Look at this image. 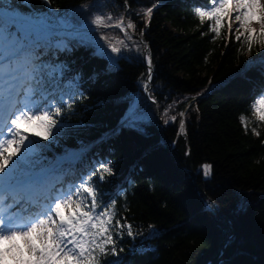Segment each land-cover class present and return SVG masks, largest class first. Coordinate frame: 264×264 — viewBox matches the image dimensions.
Wrapping results in <instances>:
<instances>
[{
  "label": "trees",
  "instance_id": "1",
  "mask_svg": "<svg viewBox=\"0 0 264 264\" xmlns=\"http://www.w3.org/2000/svg\"><path fill=\"white\" fill-rule=\"evenodd\" d=\"M82 1L51 0V9L71 8L86 22L97 9L77 8ZM107 1L109 11L101 12L114 19L126 13L125 20L130 16L135 23L131 40L123 39L117 28L100 29L99 38L89 37L86 44L72 41L71 51L53 48L43 58L66 65L60 90L68 93L65 102L73 98L71 110L65 107L59 118L66 127L47 155L86 146L71 165V178L95 172L100 162L110 163L114 174L103 181L97 174L93 182L102 200H115L114 222L127 221L136 233L129 237L125 230L117 242L123 251L108 260L264 264V122L250 108L264 85V64L258 62L264 49L254 44L249 50L243 38L236 41L234 30L229 37L226 23L214 40L209 22L201 24L193 11L207 0H127V9L125 0ZM153 3L161 6L145 26L142 9ZM31 4L39 12L49 10L41 0ZM101 35L128 44L123 51L129 58L119 59L110 72L104 71L107 58L92 54L97 45L110 52ZM148 52L153 72L146 94L143 55ZM249 61L257 62L246 68ZM94 72L97 78L89 79ZM78 73V87L72 88ZM132 104L140 108L137 123L147 135L119 125L114 128L118 134L102 140ZM181 112L183 134L178 131ZM241 115L248 119L247 130ZM171 116L177 119L164 123ZM204 163L212 166L208 177L202 172ZM209 201L214 212L206 207Z\"/></svg>",
  "mask_w": 264,
  "mask_h": 264
},
{
  "label": "snow or ice",
  "instance_id": "2",
  "mask_svg": "<svg viewBox=\"0 0 264 264\" xmlns=\"http://www.w3.org/2000/svg\"><path fill=\"white\" fill-rule=\"evenodd\" d=\"M41 2L48 5L47 12L34 10L31 0H0V264H102V260L120 264L118 259L109 261L108 257L118 258L123 251L118 250L117 242L125 230L129 237L136 233L127 221L121 224L115 219L114 222L115 200H102L103 193L93 182L97 174L99 181L114 174L110 163L100 162L95 172L75 176L66 184V177L73 175L71 165L81 153L64 148L62 154L47 155L58 144L61 129L66 127L59 118L65 107L71 110L73 98L69 96L65 102L63 97L68 93L60 90L59 77L63 76L66 65L53 64L43 54L53 48L71 51V41L86 44L91 31L89 25L96 30L117 28L128 40L132 39L129 30L134 31L136 25L130 16L125 20L126 13L114 19L111 13L101 12L95 2L80 6L86 10L97 9L86 22L77 18L76 13L51 9V0ZM160 6L153 3L142 9L145 26L154 9ZM124 7H128L127 0ZM193 11L201 24L209 22L208 32L215 34L214 40L221 37L226 23L229 37L234 30L236 41L243 38L249 50L254 44L264 49V0H207L194 6ZM253 23L259 24L258 30ZM100 39L106 42L111 54L128 49L123 39L117 43L105 35ZM133 47L140 51L138 45ZM97 48V54L107 57L109 62L104 71L114 70L115 56L100 45ZM143 59L147 64L143 87L148 92L153 72L150 52ZM256 62L249 61L246 68ZM258 62L264 64V56ZM97 76L94 72L89 79ZM72 79L76 83L70 87H78L81 74ZM250 108L256 120L264 122V85ZM179 115L178 131L183 134L184 113ZM138 119L130 115L120 127L147 135ZM176 119L171 116L164 123ZM240 121L247 130V117L241 115ZM252 131L259 135L255 129ZM118 132L119 129H113L101 139ZM201 168L205 177L211 175L209 163L202 164ZM206 207L211 212L216 210L210 201Z\"/></svg>",
  "mask_w": 264,
  "mask_h": 264
},
{
  "label": "rangeland",
  "instance_id": "3",
  "mask_svg": "<svg viewBox=\"0 0 264 264\" xmlns=\"http://www.w3.org/2000/svg\"><path fill=\"white\" fill-rule=\"evenodd\" d=\"M93 2H95V3H97V4H99L100 5V8L99 9H104L106 12H108L109 11V9H110V4L108 3V1L107 0H84V1H82L81 3H79L78 4V6H77V8H80V6L81 5H83V4H91V3H93ZM74 9V8H73ZM61 10H64V11H59L60 13H63V12H65V11H67V10H69V8L68 9H61ZM70 10H71V8H70ZM235 25V24H234ZM236 26V25H235ZM253 27H255L256 29H259V24H257V23H253V25H252ZM92 28H93V26H92ZM95 29V27L93 28V30ZM92 30V31H93ZM73 47V45H71V46H69V48H72ZM141 82H139L138 83V86H140L141 87V84H140ZM146 94H147V92H145ZM135 106V105H134ZM128 115L130 116V115H135L136 117H138V116H140L141 115V112L139 111V109L137 108V107H135V109L132 111V112H129L128 113Z\"/></svg>",
  "mask_w": 264,
  "mask_h": 264
},
{
  "label": "water",
  "instance_id": "4",
  "mask_svg": "<svg viewBox=\"0 0 264 264\" xmlns=\"http://www.w3.org/2000/svg\"><path fill=\"white\" fill-rule=\"evenodd\" d=\"M147 80V76H146V78H145V81Z\"/></svg>",
  "mask_w": 264,
  "mask_h": 264
}]
</instances>
